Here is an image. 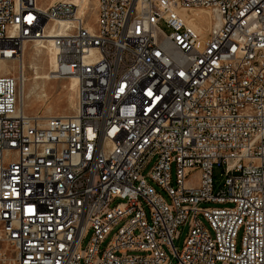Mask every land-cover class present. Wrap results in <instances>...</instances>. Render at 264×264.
<instances>
[{"label":"built area","instance_id":"built-area-1","mask_svg":"<svg viewBox=\"0 0 264 264\" xmlns=\"http://www.w3.org/2000/svg\"><path fill=\"white\" fill-rule=\"evenodd\" d=\"M77 8L0 0V264H264V0ZM60 21L76 106L30 116L2 63Z\"/></svg>","mask_w":264,"mask_h":264},{"label":"bare ground","instance_id":"bare-ground-1","mask_svg":"<svg viewBox=\"0 0 264 264\" xmlns=\"http://www.w3.org/2000/svg\"><path fill=\"white\" fill-rule=\"evenodd\" d=\"M60 1H66L68 3L76 5L78 7L77 11L79 16L86 17L88 14H91L90 0H51L49 2V5H54ZM38 7L42 8L41 6ZM198 13H200L199 17H202L206 25L208 26L209 20H207L205 12H198ZM184 14L185 12H183V15ZM93 25L88 21V27L91 30L94 29ZM65 26H67V23H64L62 21L56 22L54 27L52 26L53 28L51 27V29L49 30L50 34L45 37L46 39H44L43 42H37L33 44L35 47V51L34 53L28 55L29 64L26 63V60H28L26 59L27 57L26 49L28 47L26 48V46H24L23 63L21 66H19L18 76L20 77V99H21V103L23 104V109L27 114L29 108L37 107L38 109L35 110L33 115L35 117L46 118V117L58 116V114L53 113L51 108V104L54 103H48L50 97H48V93L46 91L47 89L51 90L52 87L54 86V84L50 82L53 78L52 72L54 71L55 68V61L57 55V47L54 41V37L57 36L56 33L63 34L64 33L63 29ZM55 27L56 29L58 28L57 29L58 31L55 29ZM43 53L46 55V58L41 57ZM29 68L34 69L35 71V77L30 88L26 85V81H27L26 72ZM2 70L4 72H9L10 70L11 74L16 76V72H17L16 68L9 69L8 63L5 62L2 63ZM77 86H78V79L76 77H70L69 84L67 86L66 95H67V101L69 102V106H71L73 109H75L76 101H77L74 95L77 94ZM42 107H47L46 112L44 111L45 114L42 113L43 115H41L40 112V109ZM35 135H42V128H35ZM31 149H38V141H31Z\"/></svg>","mask_w":264,"mask_h":264},{"label":"rangeland","instance_id":"rangeland-1","mask_svg":"<svg viewBox=\"0 0 264 264\" xmlns=\"http://www.w3.org/2000/svg\"><path fill=\"white\" fill-rule=\"evenodd\" d=\"M50 1L51 0H38V6H41L42 8H46L47 6H49V2ZM90 7H91V14H88L86 16V18H87V20L92 25L93 24L95 25V17H96L95 15H96V8H97V0H90ZM55 24L56 23H54V25ZM54 25L51 24L50 25V29H51L52 26L54 27ZM55 29H56V27H55ZM25 46H26V48L28 47L26 49V52H27L26 53V56H27L26 59H28V60H26V63L29 64V56L28 55L34 53L35 47H34L33 44H26ZM41 57L42 58H46V55L43 53L41 55ZM13 65H14L13 63H10V67H13ZM14 68H16V70H17L16 76H15V77H17L18 76V69H19V67L16 65ZM26 77H27L26 85L30 88L31 87V84L33 83L34 77H35V71H34V69H30L29 68L27 70V72H26ZM50 82L53 83L54 86L52 87L51 90L50 89H47L46 92L48 93V97H50L48 103H54V104H51V108H52L53 113L54 114H58V115L72 114V112H74V109L71 106H69V102L67 101V95H66L67 86L69 84V78L61 79V80H53L52 79ZM64 86H65V88H64ZM74 95H75V97L77 99V96H76L77 94H74ZM46 108L47 107H42L40 109L41 115L45 114ZM71 108L73 109V111H72ZM37 109H38L37 107H31V108H29L28 109V115L33 116L35 110H37ZM29 111H31V112H29ZM214 175H215V181H216V183L222 184V182H223V177H222L223 171H222V169L219 168V167H216L215 170H214ZM188 232H189V226L187 224L186 225H182V226L179 227V229H178V238L174 242V246L178 249V251H181L182 250ZM240 241H241V236L239 237V243H240ZM168 254L170 256V259L172 261V264H175L176 261H177L176 258L171 254L170 251H168Z\"/></svg>","mask_w":264,"mask_h":264}]
</instances>
